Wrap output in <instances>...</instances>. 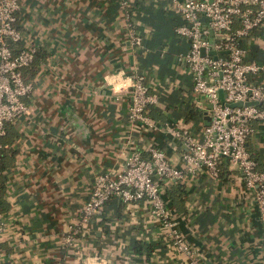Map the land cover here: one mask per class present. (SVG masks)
I'll use <instances>...</instances> for the list:
<instances>
[{"label": "crops", "instance_id": "crops-1", "mask_svg": "<svg viewBox=\"0 0 264 264\" xmlns=\"http://www.w3.org/2000/svg\"><path fill=\"white\" fill-rule=\"evenodd\" d=\"M182 22L172 0H19L21 38L13 49L33 45L35 71L23 70L32 84L29 112L7 122L0 137V264H263L260 209L230 159L222 160L217 176L186 175L179 180L182 202L168 203L191 253L173 247L143 201L105 202L73 244L64 242L67 222L98 173L118 170L132 151L145 155L150 145L179 166L184 143L171 130L200 135L208 107L192 89L189 67L177 60L190 46L175 30ZM130 23L140 45L130 40ZM241 45L246 60L260 66L251 80L264 83V21ZM137 73L158 97L149 110L156 124L147 129L128 118ZM252 125L246 147L264 171V120ZM141 238L157 245L149 258L129 246Z\"/></svg>", "mask_w": 264, "mask_h": 264}, {"label": "built area", "instance_id": "built-area-1", "mask_svg": "<svg viewBox=\"0 0 264 264\" xmlns=\"http://www.w3.org/2000/svg\"><path fill=\"white\" fill-rule=\"evenodd\" d=\"M121 5L126 7V1ZM172 5L183 18L175 30L190 41L188 50L178 53L177 60L189 67L193 91L203 95L211 104L208 107L210 118L199 136H194L187 129L171 130L184 143L179 166L172 163L161 148L150 145L145 155L140 149L132 151L118 170L98 173L88 198L67 222L64 234L67 245L73 244L80 229L101 212L105 201L116 196L126 203L143 200L173 247L191 253V247L179 231L176 218L163 195L164 187L203 170L217 176L223 159L233 160L241 168L245 184L254 191L264 222V171L257 169V162L246 147L253 121L264 120V83L251 80V75L260 66L246 60V49L240 42L264 21V0H172ZM18 8L19 0H0V137L6 133L7 121L29 112L25 98L32 84L24 80L22 68L33 61L35 47L27 45L17 51L13 49V43L21 38L16 26ZM202 16H205V21L201 20ZM129 36L134 45L142 43V36L131 23ZM201 48H204V53H201ZM211 49L216 51V56L210 52ZM129 87L130 122L144 129L155 126L149 110L158 97L149 92L144 74H135ZM220 89L223 99L219 96ZM238 100L257 103L229 104ZM1 149L0 142V153ZM4 226L0 213V243ZM262 247L264 251V226ZM192 264L202 263L194 261Z\"/></svg>", "mask_w": 264, "mask_h": 264}, {"label": "trees", "instance_id": "trees-1", "mask_svg": "<svg viewBox=\"0 0 264 264\" xmlns=\"http://www.w3.org/2000/svg\"><path fill=\"white\" fill-rule=\"evenodd\" d=\"M13 45H14V43H13ZM35 53H36V51H35ZM35 55L36 54H34V58H35ZM33 62H34V59H33V61L28 66H26V67H28V69H30L31 74H33L34 71H35V67L33 65ZM26 67H23L22 68V75H23L24 80H25V77H24L23 70ZM147 85H148V83H147ZM148 88H149V85H148ZM7 122H9V121H7ZM5 127H6V124H5ZM0 142H1V140H0ZM1 144H3V143L1 142ZM2 154L3 153L1 152L0 153V205L4 203L3 193H4V186H5L4 185L5 177L4 176L1 177V167H2L1 166V157H2ZM12 155H13V151H12ZM257 169L260 170L259 168H257ZM260 171H262V170H260ZM183 186H184L183 185V182L177 180V181L170 182L168 185H166L164 187V194L167 197L166 198L167 199V204L170 202L169 204L171 205V202H172L175 206H177L178 204H180L182 202V200H183L182 198H183V196L185 194V190H184V187ZM139 201H143V200H139ZM105 202L106 203L108 202L110 204H116V205H124L126 203V202L122 201L120 198H118L116 196H111ZM170 205H168V206L170 207ZM0 211H1V209H0ZM101 213L102 212H100V214ZM100 216H102L101 219H105V220L108 219L107 216L106 217L104 215H100ZM100 216H98V217H100ZM129 246H130L131 250L133 252H135L136 254H142L146 258H149V256L154 252V250H155V248H156L157 245L151 239L141 238V239H134V240H132L129 243ZM161 248H162V245H161Z\"/></svg>", "mask_w": 264, "mask_h": 264}, {"label": "water", "instance_id": "water-1", "mask_svg": "<svg viewBox=\"0 0 264 264\" xmlns=\"http://www.w3.org/2000/svg\"><path fill=\"white\" fill-rule=\"evenodd\" d=\"M201 20L202 21H205V16H202L201 17ZM210 52L214 56H216V51L215 50L211 49ZM201 53H204V48H201ZM219 96H220L221 99H223V91L221 89L219 90ZM253 103H257V102L256 101H246V102H242V101H239V100L238 101L229 102V104L232 105V106L242 105V104H253ZM206 105H207V107H210L211 106V104L209 102H207ZM203 117H204V120H205L204 124H207V122H208V120L210 118V115H209V113H208L207 110L204 112V116ZM156 176H157V174H156Z\"/></svg>", "mask_w": 264, "mask_h": 264}, {"label": "rangeland", "instance_id": "rangeland-1", "mask_svg": "<svg viewBox=\"0 0 264 264\" xmlns=\"http://www.w3.org/2000/svg\"><path fill=\"white\" fill-rule=\"evenodd\" d=\"M203 99H204V96L203 95H200ZM152 118V117H151ZM153 119V118H152ZM155 119H153V121H154ZM154 123H155V121H154ZM156 124V123H155ZM204 126V125H203ZM163 195H164V192H163Z\"/></svg>", "mask_w": 264, "mask_h": 264}]
</instances>
